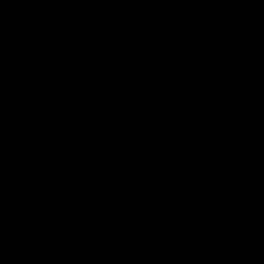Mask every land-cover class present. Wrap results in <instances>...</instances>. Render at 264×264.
<instances>
[{
    "label": "water",
    "instance_id": "1",
    "mask_svg": "<svg viewBox=\"0 0 264 264\" xmlns=\"http://www.w3.org/2000/svg\"><path fill=\"white\" fill-rule=\"evenodd\" d=\"M0 264H264V0H0Z\"/></svg>",
    "mask_w": 264,
    "mask_h": 264
}]
</instances>
